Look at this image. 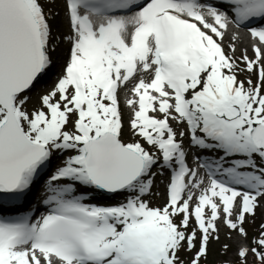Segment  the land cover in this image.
<instances>
[{"label": "snow or ice", "instance_id": "1", "mask_svg": "<svg viewBox=\"0 0 264 264\" xmlns=\"http://www.w3.org/2000/svg\"><path fill=\"white\" fill-rule=\"evenodd\" d=\"M233 24L252 55L238 32L225 45ZM56 154L48 211L6 212ZM260 209L264 0H0V264H205L222 229L237 264H264V222L251 240L247 227Z\"/></svg>", "mask_w": 264, "mask_h": 264}, {"label": "rangeland", "instance_id": "2", "mask_svg": "<svg viewBox=\"0 0 264 264\" xmlns=\"http://www.w3.org/2000/svg\"><path fill=\"white\" fill-rule=\"evenodd\" d=\"M54 7L58 14L55 16L53 20V31L58 37L62 38L63 36L67 35L69 32V22L65 15L63 4L62 3L55 4ZM226 42H225V45H227ZM67 49H68V44L66 42L59 43L57 51L53 54L54 59L57 60L59 57L61 58L65 56L67 54ZM240 51L237 53V55L240 54ZM51 75H53V73ZM243 78L245 77L241 76V79ZM253 79L255 80V76H253ZM130 115L131 113L127 109H125L124 121H125V132H126L125 138L126 139L128 138L127 122L130 118ZM185 143H187V138L185 140ZM154 170L157 171V169H153V171ZM162 181H163V175H159L157 177V183L153 189L151 196L146 197V199H149L153 205H163L165 203L164 193H165L166 185L163 184ZM262 222H264V209L258 210L255 223L250 222L247 225L249 229V240H251L252 236L258 230L259 224ZM226 232H227L226 229H222L221 234H220V241L211 242L210 252H209V255H208V258L205 264H224V262H230V264H237V258L235 255L237 244L233 240H228L226 238ZM232 235L234 238L236 237L235 233H233ZM224 244L231 245V248L228 251L227 255H224L222 253V246ZM191 255L192 253H186V252L181 253L182 258H184L186 262L191 257ZM249 260L251 264V261H252L251 256L249 257Z\"/></svg>", "mask_w": 264, "mask_h": 264}, {"label": "bare ground", "instance_id": "3", "mask_svg": "<svg viewBox=\"0 0 264 264\" xmlns=\"http://www.w3.org/2000/svg\"><path fill=\"white\" fill-rule=\"evenodd\" d=\"M237 32L239 33V41H238V51H237V53L240 51V49L242 50L244 47L247 46V47H249V55H252L251 48H250L251 38H250L248 32H246V31L238 30L234 26L231 25L230 29H229V32H228V34H227V36L225 38V42L227 41L226 43L228 44L229 41L231 40L233 34L237 33ZM59 157H60V159H58ZM61 159H62L61 156H59V154H56L53 157L51 163L49 164L48 169L51 168L55 164V162L57 160L60 161ZM36 188H37L36 189L37 190L36 196L32 200L29 199V201H28L29 202V206L33 207V209H35L37 206H39L41 196L43 195V193H45V191H44L45 190L44 181L41 182L40 184H36ZM115 197L116 198H115L114 201H120V200H123L124 195L121 194V195H117ZM238 240H239V237H235V239L233 241L236 243Z\"/></svg>", "mask_w": 264, "mask_h": 264}]
</instances>
